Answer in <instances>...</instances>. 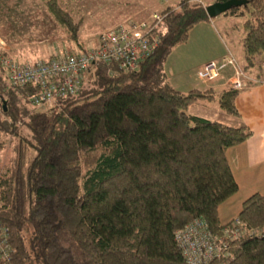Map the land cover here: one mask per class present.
Wrapping results in <instances>:
<instances>
[{
  "label": "trees",
  "instance_id": "1",
  "mask_svg": "<svg viewBox=\"0 0 264 264\" xmlns=\"http://www.w3.org/2000/svg\"><path fill=\"white\" fill-rule=\"evenodd\" d=\"M43 1L85 49L81 21L60 0ZM215 1L226 0L167 5L152 54L129 69L97 61L75 93L50 105H31L36 85L10 83L0 64V151L10 144L0 161V226L9 244L0 264H191L174 230L194 216L218 234L240 221L228 254L208 264H264V194L251 192L226 219L218 213L238 188L227 149L250 133L234 103L242 84L182 91L163 70L167 53L211 19L206 6ZM223 14L243 18L239 77L258 76L264 0ZM2 48L0 58L14 57ZM213 99L222 119L193 108H212Z\"/></svg>",
  "mask_w": 264,
  "mask_h": 264
},
{
  "label": "rangeland",
  "instance_id": "2",
  "mask_svg": "<svg viewBox=\"0 0 264 264\" xmlns=\"http://www.w3.org/2000/svg\"><path fill=\"white\" fill-rule=\"evenodd\" d=\"M60 1L64 8L72 12L76 20L81 21L78 42L85 49H89L97 44L102 32L115 27L120 22L131 17L143 19L150 11L155 9L164 11V6L175 5L178 0ZM195 1L210 2L212 0ZM215 17L214 22L196 23L190 30L187 40L180 42L172 48L171 52L167 53L163 61V70L174 87L186 91L189 81L191 86L203 87L205 84L203 81H208L196 74L197 65L202 61L209 59L219 61L224 55H233L240 64L243 63L241 45L244 35L243 18L227 15L226 17L223 15ZM67 36V31L54 20L43 0L0 1V46L15 58H44L56 50H68V47L81 50L77 42L68 39ZM88 73L87 70L84 77ZM221 84L217 82L216 86H221ZM208 103L212 108L207 109L194 105L193 108L196 112L222 119L220 111L217 110L216 99ZM6 144L5 148L0 151V161L3 163L10 154V144L8 142ZM236 176L239 187L219 204L218 213L221 220L234 215L241 200L258 188L259 181L256 174L253 175L254 177H243L239 173Z\"/></svg>",
  "mask_w": 264,
  "mask_h": 264
},
{
  "label": "built area",
  "instance_id": "3",
  "mask_svg": "<svg viewBox=\"0 0 264 264\" xmlns=\"http://www.w3.org/2000/svg\"><path fill=\"white\" fill-rule=\"evenodd\" d=\"M166 12L153 11L147 18L129 19L102 32L97 44L89 49L56 50L49 57L16 59L1 56L10 83H32L37 90L29 96L34 106L50 105L58 98L75 93L81 86L84 74L97 61L115 63L120 68H133L140 60L152 54L159 43L158 27ZM232 65L234 75L230 84L240 87V68L233 55H224L221 60L209 59L199 65L196 74L203 80H215L223 76L222 69ZM264 72V63L262 65ZM236 219L231 226H224L221 233L212 232L202 216H194L183 226L174 230V238L186 262L208 264L210 260L228 254V239L238 236L242 228ZM9 249L5 228L0 226V255ZM214 264H224L218 261Z\"/></svg>",
  "mask_w": 264,
  "mask_h": 264
},
{
  "label": "crops",
  "instance_id": "4",
  "mask_svg": "<svg viewBox=\"0 0 264 264\" xmlns=\"http://www.w3.org/2000/svg\"><path fill=\"white\" fill-rule=\"evenodd\" d=\"M153 11L161 12L160 9H155L150 11V13ZM150 13L143 18H147ZM222 15L226 17L223 13L217 17H222ZM129 19L136 18L131 17ZM209 21H216V17L211 18ZM70 49L71 47H68V50ZM202 63L204 62H200L197 67ZM236 63L240 68L241 64L237 59ZM222 74V77L215 80H210L208 82L203 81L205 83L203 87L198 88L203 89L208 86L220 88L230 83V79L234 75L233 66L227 65L224 67L222 69ZM242 75H244L242 77L240 76L242 86L235 96L234 103L242 120L250 129V133L243 141L227 149V157L237 183L238 180L236 175H238V173L243 177H254L253 175L256 174L259 182L257 190L254 191H260L264 194V72L260 71L258 76L247 73ZM217 82H221V86H216ZM191 85L190 81L187 82L188 89L195 87Z\"/></svg>",
  "mask_w": 264,
  "mask_h": 264
},
{
  "label": "water",
  "instance_id": "5",
  "mask_svg": "<svg viewBox=\"0 0 264 264\" xmlns=\"http://www.w3.org/2000/svg\"><path fill=\"white\" fill-rule=\"evenodd\" d=\"M245 3H247V0L215 1L206 6V11L208 15L212 18L226 12L232 6L241 5Z\"/></svg>",
  "mask_w": 264,
  "mask_h": 264
}]
</instances>
